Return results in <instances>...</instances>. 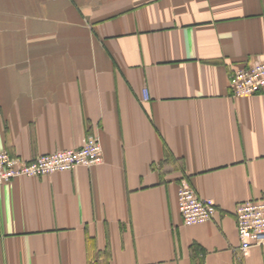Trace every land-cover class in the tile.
<instances>
[{
  "label": "crops",
  "instance_id": "crops-1",
  "mask_svg": "<svg viewBox=\"0 0 264 264\" xmlns=\"http://www.w3.org/2000/svg\"><path fill=\"white\" fill-rule=\"evenodd\" d=\"M261 60L264 0H0V152H103L0 185V264H264L235 222L264 200V95L229 88Z\"/></svg>",
  "mask_w": 264,
  "mask_h": 264
},
{
  "label": "built area",
  "instance_id": "built-area-1",
  "mask_svg": "<svg viewBox=\"0 0 264 264\" xmlns=\"http://www.w3.org/2000/svg\"><path fill=\"white\" fill-rule=\"evenodd\" d=\"M229 88L234 98L264 95V60L233 70L229 75ZM143 98L148 99L146 90H143ZM102 160L101 141L96 136L85 138L80 148L59 150L29 162L1 151L0 185L21 177H41L80 166H95L101 164ZM177 207L185 226L207 222L215 214L213 202L198 197L184 181L177 192ZM235 222L241 252L245 253L253 246H264V200L238 204Z\"/></svg>",
  "mask_w": 264,
  "mask_h": 264
}]
</instances>
